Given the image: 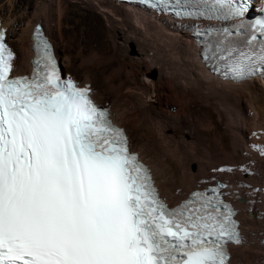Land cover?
Segmentation results:
<instances>
[{
    "label": "snow or ice",
    "instance_id": "obj_1",
    "mask_svg": "<svg viewBox=\"0 0 264 264\" xmlns=\"http://www.w3.org/2000/svg\"><path fill=\"white\" fill-rule=\"evenodd\" d=\"M139 2L181 20L240 21L253 0ZM243 28L194 32L209 38L204 59L237 81L264 77V20ZM35 39L33 76L9 78L0 30V264H228V243L241 241L218 189L169 209L126 134L89 88L61 77L39 29Z\"/></svg>",
    "mask_w": 264,
    "mask_h": 264
},
{
    "label": "bare ground",
    "instance_id": "obj_2",
    "mask_svg": "<svg viewBox=\"0 0 264 264\" xmlns=\"http://www.w3.org/2000/svg\"><path fill=\"white\" fill-rule=\"evenodd\" d=\"M96 2H98L99 8L102 9L103 13H105L111 21L116 19L119 21L122 20L123 23L135 21L139 25L144 26L146 30H151L152 28L157 30L158 33L155 34L168 41V46L173 54V59L170 63V72L166 80L162 85L154 86V91L157 93V99L154 100L156 103L152 101V103H147V105L144 106L145 103L142 105L138 97L134 105L132 104V113L135 115L136 121L140 124L143 137L150 142V145H152L159 154L164 155L165 161L170 166V177L165 181L167 183L164 184L158 181L159 178L156 177L154 168L151 169L162 197L173 205L190 194L198 183H202L200 187L205 188L208 185L215 184L216 181H221V179H215L211 183L203 184V182L199 180L202 171L199 174L191 173L190 164L192 162H188L191 158V154L184 148L185 142L182 139H178L181 134L183 135L184 132L182 130L184 129L185 131V128L189 132L193 130L196 138L197 131H201V125L206 128L208 134L212 135L214 133L217 137L219 136L216 141L212 142L214 146H207L206 150L212 154L215 153L217 149L221 150V153L216 152V154L223 159V162H221L219 166H228L230 169L238 171V177H234L230 182L227 181V191L231 194V203L237 210V219L240 221L239 227L241 228L240 234L242 235L241 243L231 247L229 262L230 264L235 263L238 257V250L248 244V241L245 240L247 234L244 231V226L247 225V223L251 224V226H258L260 222H264V154H262V150H264V86L257 79H244L240 81L229 79L222 80L210 74L201 61L202 48L198 47L196 40L190 36L193 31V24L189 21L172 20L168 17L157 16L156 14L144 11L135 6L121 4L117 0H96ZM8 4L6 7H2V4L0 5V24L2 28L7 30L6 39L8 40L19 36L18 39L24 42L27 49L24 55L22 54L23 56L21 58L12 48L15 53L12 63L13 71L15 70L16 62L19 63V60L27 61L28 67L31 69L32 62L35 58L33 50V30L34 26L40 23V19L35 21L36 14H33L34 17L31 15L33 18H29L26 25L22 27L21 14L19 15V13H17L18 10L14 5H10L11 2ZM89 6L86 12L95 20V12ZM248 15H250V10ZM154 18L159 24L154 22ZM151 19L153 21H151ZM43 28L45 30V35L49 37L54 47L55 55L58 56V53L61 54L62 51L63 56L69 59V55L64 52V49L57 51L58 42L55 37L52 36L50 29ZM102 32L97 31L95 37L100 41V43H98L99 46H102ZM183 39L186 41V44L183 42ZM183 43L185 45H183ZM86 47L89 51V53L85 51L88 55L83 58V64L86 66L95 70L101 69L102 71H106L108 62H115L113 59L114 55L102 53L98 56L97 52H100V50L96 51L90 44ZM23 73H25L24 70L18 73L16 72L17 75H22ZM66 77L78 82V79L70 73L67 74ZM109 79L108 86L113 89L116 95L122 98V96H124V92L122 93L123 86L120 84V86L113 87L114 81ZM91 90V99L97 105L101 106L100 101L93 93L92 87ZM160 90L163 93H160ZM131 101H134L133 98ZM156 105L160 107L161 112H157L156 115L153 116V111L151 109ZM199 106L205 108L206 111L216 106V113L219 118V120H217L218 124L212 128L202 123L198 128H195V110ZM114 121L117 122L115 118ZM200 121H202V119L198 120V122ZM161 122H163V124ZM224 124H226L227 127H223V130L231 139L228 145L221 142L223 137L221 136L220 130L221 126H224ZM126 132L129 141L128 146L131 147V137L127 130ZM169 133H172V135H169ZM200 134H203V132ZM197 141L198 140L195 139L192 143L186 144L190 147V150L195 153L199 152L198 148L201 146ZM174 143H177V145L175 146ZM229 147L231 150L233 149L231 152L228 151ZM132 150L136 151L134 149ZM139 156L141 157V154H139ZM220 161L221 160H219V162ZM214 162L217 161H211V164ZM244 174H250L252 177L250 179H245L243 178ZM237 195L249 198L248 205L250 209L253 210L252 217H245V212L247 211L238 203V197L236 198ZM256 233L258 234L259 231H256ZM256 237L259 242L256 244L253 243L255 244L253 245L254 249L258 250L257 244H260L264 251V237L261 236L263 238L262 241L261 238L258 236ZM249 246H251V244H249Z\"/></svg>",
    "mask_w": 264,
    "mask_h": 264
},
{
    "label": "rangeland",
    "instance_id": "obj_3",
    "mask_svg": "<svg viewBox=\"0 0 264 264\" xmlns=\"http://www.w3.org/2000/svg\"><path fill=\"white\" fill-rule=\"evenodd\" d=\"M10 2V5H14L18 10L17 13L22 16V27L26 25L29 18L34 17L33 14H36L35 21L40 19L39 24L46 29H50L52 36L55 37L58 42L57 46L55 41L57 51L64 49V52L69 55L68 59L63 56L62 51L61 54L58 53L62 73L65 76L69 73L74 75L81 85L85 83L91 85L93 93L100 101L101 106L109 109L118 124L122 125L130 134L131 149L141 154L142 159L149 164V166L151 165V169L154 168V173L156 177L159 178V182H163V184L167 183L165 181L170 177V166L165 161L164 155L159 154V152L150 145V142L143 137L140 124L136 121L135 115L132 113V104L134 105L138 97L142 105L145 103L144 106L157 99L154 86H159L164 83L170 72V63L173 59L168 41L165 38H160L161 36H157L155 34L158 33L157 30L153 28L151 30H146L144 26L139 25L135 21L131 23H123L122 20L119 21L117 19L111 21L108 16L103 13L102 9L99 8L96 0H9V2L8 0H0V5L2 4V7H6ZM87 5H91L89 7L94 10L96 16L95 20L87 14ZM250 14H253L252 10ZM152 19L151 21H153ZM155 20L154 18V22L157 24L158 22ZM97 31H103L102 46H99L98 43H100V41L95 38ZM18 38L19 36L10 38L7 42L8 45L17 52V55L22 58L27 49L24 42H21ZM184 39L183 42L185 43L186 41ZM184 43L183 45L186 44ZM88 44H90L92 48H95L96 51L100 50V52H97L98 56L102 53L114 55L113 59L115 62H108L106 71H102L101 69L95 70L86 66L83 64V58L87 57L88 54H86V52L89 53L86 47ZM21 70L25 72L29 70L27 61L19 60V63L16 62L14 73H18ZM108 79L114 81L113 83L116 84H113V87L120 86V84L123 86L122 93L124 92V96H122V98L116 95L113 89L108 86ZM161 92L160 90V93ZM132 98L134 101H131ZM215 107L216 106H213V109H208V111L201 106L196 108L195 128H198L202 123L212 128L218 124L217 120H219V118ZM151 110L153 111V116H155L157 112H161L158 105ZM197 119H202V121L198 122ZM161 123L163 124V122ZM223 127H227L226 124L221 126L220 133L223 137L221 142L228 145L231 139L227 136ZM182 131L184 133L183 135L181 134L178 139H182L185 142L184 148L191 154V158L188 160V162H192L190 164L191 173L199 174L202 171L201 178L199 179L200 182L202 181L203 184L211 183L215 179L230 182L234 177H238L237 170L230 169L228 166H219V164L223 162V159H221L216 152L221 153V150L217 149L213 154L206 150L207 146H214L212 142L216 141L219 136L217 137L214 133L212 134L213 136L208 134L206 128L202 127V125L201 131H197V138L193 130L189 132L185 128V131L184 129ZM201 132H203V134H200ZM169 135H172V133H169ZM195 139H197V142L201 145L198 148V153L193 152L190 150V147L186 145L187 143H192ZM174 145L176 146L177 143H174ZM232 150L229 147L228 151L231 152ZM219 160L221 161L219 162ZM211 161L217 162L211 164ZM251 177L250 174L243 175L245 179H250ZM199 184L200 183L195 185L196 188L202 186V183ZM237 197L238 203L247 211L245 212V217H252L253 210L250 209L248 205L249 198L240 195H237L236 198ZM229 199L232 201L231 195ZM244 231L247 234L245 240L248 241V244L238 250V257L233 264H264L263 247L257 244L258 250H255L253 246L259 242L256 236L261 238V241L263 240L264 222H260L258 226H251V224L247 223V225L244 226ZM256 231H259V233L257 234ZM249 244H251V246H249Z\"/></svg>",
    "mask_w": 264,
    "mask_h": 264
}]
</instances>
